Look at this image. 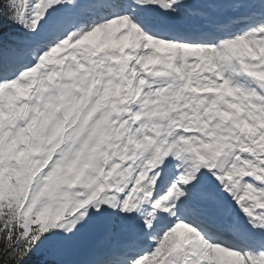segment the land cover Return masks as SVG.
<instances>
[{
  "label": "snow or ice",
  "instance_id": "snow-or-ice-1",
  "mask_svg": "<svg viewBox=\"0 0 264 264\" xmlns=\"http://www.w3.org/2000/svg\"><path fill=\"white\" fill-rule=\"evenodd\" d=\"M0 264H264V0H0Z\"/></svg>",
  "mask_w": 264,
  "mask_h": 264
}]
</instances>
